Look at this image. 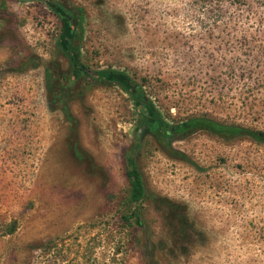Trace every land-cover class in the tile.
<instances>
[{
  "label": "rangeland",
  "instance_id": "rangeland-1",
  "mask_svg": "<svg viewBox=\"0 0 264 264\" xmlns=\"http://www.w3.org/2000/svg\"><path fill=\"white\" fill-rule=\"evenodd\" d=\"M58 2L77 62L124 74L161 122L264 133V0ZM60 26L43 0H0V264H264V143L191 132L169 140L183 161L136 142L129 95L68 80Z\"/></svg>",
  "mask_w": 264,
  "mask_h": 264
},
{
  "label": "trees",
  "instance_id": "trees-1",
  "mask_svg": "<svg viewBox=\"0 0 264 264\" xmlns=\"http://www.w3.org/2000/svg\"><path fill=\"white\" fill-rule=\"evenodd\" d=\"M54 12L60 23V34L57 41L59 51L68 60V80L75 81L80 77L89 76L99 84L116 85L124 93L129 95L137 109L138 124L134 140L139 142L141 134L145 131L156 140L173 158L187 161L186 157L170 147L169 140L178 139L184 135L202 131L216 136L222 140L236 138H247L255 143H264V133L253 131L244 127L221 124L219 122L204 117L192 118L184 123L173 126L161 122L154 112L149 100L141 93L140 88L124 74L111 70L89 71L80 65L77 60V31L78 22L72 12L63 8L58 0H43ZM71 134L75 135V130L71 129ZM125 176L129 187L128 199L132 203L139 202L144 196L143 186L139 174L131 158H125Z\"/></svg>",
  "mask_w": 264,
  "mask_h": 264
}]
</instances>
